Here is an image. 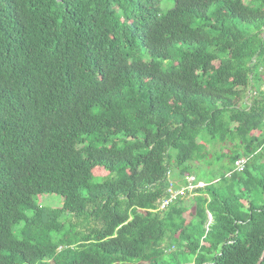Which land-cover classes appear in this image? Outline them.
Listing matches in <instances>:
<instances>
[{"label":"trees","instance_id":"16d2710c","mask_svg":"<svg viewBox=\"0 0 264 264\" xmlns=\"http://www.w3.org/2000/svg\"><path fill=\"white\" fill-rule=\"evenodd\" d=\"M263 70L264 0H0V264H255Z\"/></svg>","mask_w":264,"mask_h":264},{"label":"rangeland","instance_id":"374dc122","mask_svg":"<svg viewBox=\"0 0 264 264\" xmlns=\"http://www.w3.org/2000/svg\"><path fill=\"white\" fill-rule=\"evenodd\" d=\"M245 104V103H243ZM233 144L230 142H224V143H220L217 141L211 142L208 147H207V158L204 159L206 161H200L198 162V167L197 169L194 170V173L192 174L194 177H196L197 179H200L203 182L212 180L214 178H218L220 177V175H222L223 170L220 168V164L222 162L226 163V159H222L219 162H216V156H218L219 154L225 153L226 151L230 150L232 148ZM173 158H171L170 160V166H174L175 161H174V157H175V153L174 151H170ZM210 161L211 163L207 162ZM208 163V164H207ZM195 165V164H193ZM173 183H177V179L176 178H172ZM203 184V183H202ZM203 186V185H202ZM199 186V187H202ZM193 186H191L189 189L190 191H187L184 193V204L186 206H190L191 204H193V196L195 195V193H193V191H191V189ZM175 189H179V188H175ZM175 193L173 192V195ZM243 203H245L244 201H242ZM41 203H43L44 205L50 206V207H59L61 205V198L58 195H47V196H43L41 198ZM211 222V215L209 213H207V223L209 224ZM207 225V224H206ZM171 249H173V247H171Z\"/></svg>","mask_w":264,"mask_h":264},{"label":"built area","instance_id":"2783aa9c","mask_svg":"<svg viewBox=\"0 0 264 264\" xmlns=\"http://www.w3.org/2000/svg\"><path fill=\"white\" fill-rule=\"evenodd\" d=\"M263 75H264V70H263ZM245 161H246V159H244V158H240V159L235 160L234 161V169L237 170V171L243 169ZM185 181H186V184L183 185V186L178 187L179 189H175L173 187V183L169 184V188L167 190L169 195H168V197L163 198L159 202L158 209H164L169 202H171L172 200H174L178 196H183L186 191H190L189 188L191 186H193L192 187L193 189H191V191H193L196 187L204 185V183L202 184V182L194 183L193 182L194 181V177L193 176L185 177ZM173 192L175 193L174 195H173Z\"/></svg>","mask_w":264,"mask_h":264},{"label":"water","instance_id":"95a60500","mask_svg":"<svg viewBox=\"0 0 264 264\" xmlns=\"http://www.w3.org/2000/svg\"><path fill=\"white\" fill-rule=\"evenodd\" d=\"M243 106H245V104H243ZM263 258H264V249H263L259 259L257 260V262L255 264H259L262 261Z\"/></svg>","mask_w":264,"mask_h":264}]
</instances>
